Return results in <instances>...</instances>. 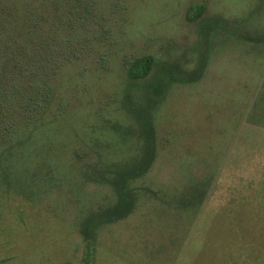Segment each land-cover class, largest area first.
<instances>
[{
	"label": "rangeland",
	"instance_id": "rangeland-1",
	"mask_svg": "<svg viewBox=\"0 0 264 264\" xmlns=\"http://www.w3.org/2000/svg\"><path fill=\"white\" fill-rule=\"evenodd\" d=\"M35 3L1 111L65 113L0 179V264H264V0Z\"/></svg>",
	"mask_w": 264,
	"mask_h": 264
},
{
	"label": "trees",
	"instance_id": "trees-1",
	"mask_svg": "<svg viewBox=\"0 0 264 264\" xmlns=\"http://www.w3.org/2000/svg\"><path fill=\"white\" fill-rule=\"evenodd\" d=\"M37 0H0V102L5 103L7 101V96H9L12 101H16V93L18 91L17 84H11L14 79H10L8 75H4L7 71L8 62L11 61L14 64L15 69L18 70V74L22 77L25 76L27 72L33 74L32 66L30 69L26 67L27 64L22 65L20 62L19 48L21 45L15 46V40H19V36L26 34L27 40L31 39L34 34H36V25L30 20L31 17L26 13L32 10L35 14L34 7ZM21 6L23 8H21ZM196 11L195 7H190L188 17L191 16L192 12ZM197 15L194 14L193 16ZM2 21V23H1ZM12 25H14L12 27ZM34 42L31 41L28 46L32 47ZM36 44V43H35ZM37 47V46H36ZM155 62L153 55L146 54L141 57L129 60L126 59V65H128V76L131 80H139L146 78ZM14 75L16 72L13 73ZM11 84V91L8 87ZM47 93L49 96L45 98L46 104H40L35 112H31L25 115L24 120L22 118L20 123L12 121L11 124H5L6 119L10 116L4 115L5 111L2 113L0 105V179L4 181L7 169L10 167H15L19 162L31 161V156L36 155V148L33 144L28 142L31 137L34 138L35 130L41 129V135L49 128L51 123L60 117L65 112L57 116V112L51 107L52 95ZM46 115H49L45 117ZM39 141V140H38ZM26 145V146H25ZM40 145V143H38ZM24 146V147H23ZM30 146V147H29ZM39 151V150H38ZM40 155V154H39ZM6 172V173H5ZM9 173V172H8ZM122 187H120L121 199L120 202L114 206L111 211L118 210L117 206L120 207L124 201L125 195L123 193Z\"/></svg>",
	"mask_w": 264,
	"mask_h": 264
}]
</instances>
